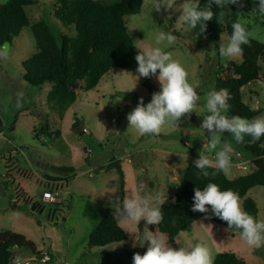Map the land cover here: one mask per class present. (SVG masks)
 Listing matches in <instances>:
<instances>
[{"label":"rangeland","instance_id":"374dc122","mask_svg":"<svg viewBox=\"0 0 264 264\" xmlns=\"http://www.w3.org/2000/svg\"><path fill=\"white\" fill-rule=\"evenodd\" d=\"M100 1L110 3L115 0ZM181 3L183 0H177V7L168 11L163 8L151 11V0H142L139 11L125 15L124 21L134 47L138 48L151 45L152 34L156 31L173 32L176 42L165 50L170 51L173 58L184 66L189 82L201 96L202 104L205 93L214 89L215 78L223 76L224 69L221 67L224 68L228 62L240 63L241 56L226 58L219 55V47L226 44L228 39L225 29L220 33L217 44L186 29L179 21ZM255 7L252 0L238 20L246 26L250 37L264 43V26L261 23L264 17L254 11ZM54 8V0H34L25 7L28 26L22 27L18 35L8 41V45L4 42L0 44V51L7 53L6 58H0V231L9 229L23 233L41 246L37 230V223L41 221L36 222V217L23 207L16 209L10 206L17 187L16 178H22L24 183L38 181L42 188L45 186L58 191L61 188L57 196L62 201L43 204L44 213L40 215L45 219V211L52 212L56 208L54 220L45 225L49 226L47 232L51 233L52 239L56 238V243L59 235L64 236L65 245L61 247L64 249L52 259L48 254L49 260L45 262L41 261L45 249L41 250V255L34 257L27 249H15L14 262L132 264L134 253L143 254V246L139 245V241L135 247L132 246L134 237L140 232L138 226L121 223L116 217L125 231V240L89 248L84 238L86 232L95 227L99 217L106 212L113 213L112 202L119 197L115 165L121 167L122 161L131 159L133 174L124 162L127 196L134 192L138 183H143L148 191L165 192L166 197H169L177 189L178 180L186 166L194 163L200 152L207 151L204 139L207 133L199 131L202 120L199 114L204 112V108L201 106L195 109L197 113L182 115L177 122V129L168 125L156 136L139 135L128 127L126 116L136 107L139 98L142 97L144 103L150 101L151 95L160 90L159 82L155 76L147 77L153 86L150 90L143 84V77L135 83L134 77L124 73L138 76L136 70L112 68L92 89L84 90L83 83H79L74 102L60 111L47 99L50 84H28L23 79L22 67V62L36 51L30 26L37 20L43 19L55 38H59L61 32L74 34L72 27L60 24L54 16ZM259 65L260 79L241 88L243 100L251 108L260 110L256 117L264 116V59L259 61ZM44 124L47 130L36 128ZM83 128L88 132L81 133ZM228 135L225 132L224 138L242 153L240 158L232 159L231 168L226 173L233 178L251 169L248 164L250 157ZM13 162L16 163L14 167ZM110 162L113 164L109 166ZM238 163H244L247 167L240 168ZM62 166L72 167V170L58 168ZM87 168L93 169L92 176L86 174ZM39 175L47 182L40 181L37 178ZM65 183L68 188H65ZM246 197L255 201L257 219L264 220V186L252 187ZM68 210L70 215L67 217L65 212ZM61 216L66 219L65 222ZM56 231L59 233L56 234ZM193 242L206 244L213 258L219 251L230 250L247 264H264V248H248L238 232L206 218L195 220L190 231L178 232L170 246L178 249L189 247Z\"/></svg>","mask_w":264,"mask_h":264},{"label":"trees","instance_id":"16d2710c","mask_svg":"<svg viewBox=\"0 0 264 264\" xmlns=\"http://www.w3.org/2000/svg\"><path fill=\"white\" fill-rule=\"evenodd\" d=\"M142 0H115L106 3L100 0H54V16L63 27H72L74 34L61 32L55 38L48 24L39 19L31 26L35 40L36 51L22 62L23 79L30 85L49 83L47 99L54 103L60 111H64L76 98V89L83 83V89L94 88L102 76L112 68L134 71L137 68L134 56L133 40L126 30L125 15L136 14ZM34 0H6L0 4V44L11 41L18 35L22 27L28 26L25 7ZM207 0H199L202 7ZM252 0H245L243 7L229 5L228 8L216 9L213 5L214 17L205 22L203 31L199 27L191 29V33L203 36L217 44L220 33L225 29L228 36L231 34V23L240 22V14L244 12ZM223 11V22L218 23L215 13ZM241 23V22H240ZM264 26V18L262 20ZM250 43L243 46L244 51L240 63L228 62L223 76L215 78L214 89H227L230 93L228 115H238L254 118L260 114L259 109L250 107L243 100L241 88L248 83L260 79L259 61L264 59V43L249 36ZM158 71V70H157ZM150 75L149 77H153ZM143 84L153 89L149 78L143 77ZM61 117V115H60ZM1 126V121H0ZM249 137L239 145L250 157L249 170L245 174L230 178L226 173H217L207 178L199 176L194 163L186 166L181 174L177 189L167 197L161 205L163 220L158 225H148L149 230L164 233L169 245L175 241L180 231H190L192 223L205 218L204 213L193 212L191 205L194 195L193 189L212 181L223 189H232L237 192L243 201V207L257 218L258 207L255 201L246 197V193L254 186H264V136L255 143H249ZM241 153V151H240ZM242 156V153H241ZM240 158V157H239ZM113 163H109V166ZM116 166L119 179V198H124V174L119 165ZM61 170H72V167H58ZM213 168L209 169L211 173ZM17 179V196L22 205L12 203V208H25L27 211L42 210L43 204L33 200L30 186L21 185ZM173 199L175 202H173ZM210 207V206H209ZM209 220L223 226L227 222L220 220L211 213ZM228 227V226H227ZM145 228L141 221L138 229ZM126 234L119 225L112 212H106L91 230L87 238V246L100 247L114 242L125 240ZM16 248H24L32 255H41L32 241L23 234L9 229L0 231V264H10ZM146 246L142 247V253ZM213 264H247L230 250L219 251L213 258Z\"/></svg>","mask_w":264,"mask_h":264},{"label":"clouds","instance_id":"9594fccd","mask_svg":"<svg viewBox=\"0 0 264 264\" xmlns=\"http://www.w3.org/2000/svg\"><path fill=\"white\" fill-rule=\"evenodd\" d=\"M254 2V11L264 17V0ZM0 3H6V0H0ZM213 5L216 9L228 8L229 5L243 7V0H207L202 7L199 0H183L179 4L182 10L179 21L186 29L199 27V31H203L205 22L214 17ZM176 7L177 0H151L150 4L151 11H160L161 8L168 11ZM215 16L218 23L223 22V11L215 13ZM152 35L151 45L135 47L139 50L134 56L138 76L130 72L124 73L134 77L135 83L141 77L154 75L160 90L153 93L147 103H144L142 97L139 98L136 107L126 116L128 127L139 135L156 136L165 126L170 125L177 129V122L182 115L197 113L195 109L202 106L204 112L199 114L202 116L199 131L207 133L204 135L207 151L199 153L194 167L198 170V175L205 178L217 173H227L236 153L233 144L224 138V133L227 132L236 144L243 143L245 137L250 138L249 143H255L264 136V116L246 118L228 115L230 93L227 89L209 90L201 104V96L197 94V88L189 82L184 66L173 58L170 51L165 50L175 44L176 36L165 30L156 31ZM249 35L244 24L232 22L231 34L227 43L219 47V55L226 58L242 57L243 46L250 43ZM6 56V51H0V58ZM213 167L214 170L210 173L209 169ZM193 193V212L204 213L206 219L211 218L207 215L211 213V216L227 222L228 230L238 232L248 248H264V220L257 219L244 209L237 192L232 189L222 190L218 184L209 181L202 190L195 187ZM166 199L165 192H150L143 183H138L134 192L123 199L117 197L112 202V214L121 223L138 226L143 221L145 225L144 230L134 237L132 246L135 247L139 241L141 246H146V251L142 255L134 253L132 264H213L211 250L203 242H193L189 247L174 249L164 233L149 230L148 225L162 222L161 205Z\"/></svg>","mask_w":264,"mask_h":264},{"label":"crops","instance_id":"0c3cea01","mask_svg":"<svg viewBox=\"0 0 264 264\" xmlns=\"http://www.w3.org/2000/svg\"><path fill=\"white\" fill-rule=\"evenodd\" d=\"M50 89V88H49ZM48 89V90H49ZM36 128H43V130L45 131V130H47V126H45V124L44 125H40V126H38V127H36ZM36 128L34 127L33 128V131H34V133L36 132ZM81 133H82V131H81ZM238 150V149H237ZM16 151V150H15ZM172 154H174L175 156H179V154H177V153H172ZM238 155H239V157H241V153H240V151L238 150ZM15 162H16V160H15ZM15 162H13V167L16 165V163ZM124 162H126V164H128V166H129V168H130V170H131V173L133 174L134 173V169L132 168V166H131V159L130 158H128V160H125V161H122L121 162V167H122V171H123V174H124V166H125V163ZM87 163H89V161L87 162ZM8 165L6 164V167H7ZM172 166H173V164L170 166V169H172ZM88 169V168H87ZM86 169V170H87ZM170 169H169V171H170ZM34 173H37L36 171H34ZM38 174V173H37ZM74 177H76V175L74 176ZM37 178H39V180L40 181H43L44 183L45 182H47L46 181V179L44 178V177H42V176H38ZM19 180H20V183H21V185H24V184H26V185H28L29 186V182L28 183H24L23 182V179L22 178H18ZM32 183H34V182H36V183H38V184H41V183H39L38 181H31ZM43 187H45V186H43ZM69 186L68 185H66V183H65V188H68ZM59 189V191H60V187L58 188ZM17 187H16V189L14 190V196H13V201H12V203L14 202V203H16V204H21V201L19 200V198H18V196H17ZM124 191H125V193H124V198L127 196V192H126V181H125V178H124ZM62 200H61V198H59V202L58 203H60ZM16 209H19V208H16ZM55 209L56 208H54L53 210L54 211H52L51 212V210L50 211H45V216H46V218L45 219H43L42 217H41V213H44V210L42 209V210H39V211H30L31 213H32V216L34 217H36L35 218V221L37 222L38 220H40L41 222H39L38 221V223H37V225H38V227H37V230H38V232H39V238H41L40 239V243H41V246L39 247L38 245H37V243H34L30 238H28L27 236H25L23 233H21V234H23L27 239H29L30 241H32L33 242V244H34V246H35V248H36V250H38L39 251V253H41L42 251V249L44 250L45 249V252H47L48 254H50L51 255V259L54 257V255H56L57 257L59 256V254H60V250L62 249H64V248H61L62 246H64L65 245V243H64V240H63V237L64 236H62V235H59L57 238L59 239H57V243H56V238H54V239H52L51 237H50V234L51 233H48L47 231H48V228L47 227H49V226H46L45 224H50V222H52L53 220H54V214H55ZM38 214V215H37ZM37 215V216H36ZM65 215H67V217L70 215V211L68 210L67 212H65ZM103 216V215H102ZM101 216V217H102ZM101 217H99L98 218V220L97 221H99L100 219H101ZM61 219H63V221L65 222V218H62V216H61ZM47 228V229H46ZM93 229V228H92ZM91 229V230H92ZM91 230H88L87 232H86V234L84 235V238H85V241L87 242V238H88V235H89V233L91 232ZM17 232V231H16ZM20 233V232H19ZM59 233V231H56V234H58ZM69 237H70V235H68V238L67 239H69ZM45 240H47V242H45ZM46 244V245H45ZM48 245V246H47ZM59 247V248H58ZM16 249H21V248H16ZM47 250V251H46ZM61 250V251H62ZM33 257H34V255H33Z\"/></svg>","mask_w":264,"mask_h":264},{"label":"built area","instance_id":"2783aa9c","mask_svg":"<svg viewBox=\"0 0 264 264\" xmlns=\"http://www.w3.org/2000/svg\"><path fill=\"white\" fill-rule=\"evenodd\" d=\"M82 132L87 133L88 131L85 128H83ZM241 163H238L240 168L244 169L247 167L246 164L244 165V163L243 164H241ZM86 174L88 176H92L93 175V169H88L86 171ZM29 186L31 189H33L32 192H33V200L34 201L39 202L41 204H56L59 202V197L57 196L59 191L57 189L52 190L51 188H47V187L42 188L40 184H38L36 182L32 183L31 181H29ZM41 258H42L41 261H43V262L49 260L48 253L43 252ZM10 264H19V262L12 261Z\"/></svg>","mask_w":264,"mask_h":264},{"label":"water","instance_id":"95a60500","mask_svg":"<svg viewBox=\"0 0 264 264\" xmlns=\"http://www.w3.org/2000/svg\"><path fill=\"white\" fill-rule=\"evenodd\" d=\"M4 44H5V45H8V41H4ZM234 149H235V148H234ZM235 153H236V154L234 155V158H235V159H238V158H239V155H238V150H237V149H235ZM141 235H142V233H141ZM139 245H141L140 242H139Z\"/></svg>","mask_w":264,"mask_h":264}]
</instances>
